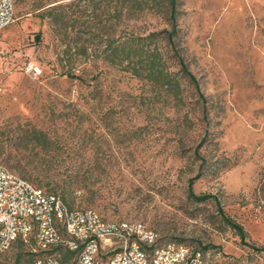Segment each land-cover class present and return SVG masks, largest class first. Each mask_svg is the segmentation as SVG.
Returning <instances> with one entry per match:
<instances>
[{
	"label": "rangeland",
	"instance_id": "1",
	"mask_svg": "<svg viewBox=\"0 0 264 264\" xmlns=\"http://www.w3.org/2000/svg\"><path fill=\"white\" fill-rule=\"evenodd\" d=\"M176 2L172 45L152 6L15 0V22L0 31V167L71 210L198 249L205 264H264L251 248L264 245V0ZM136 38L157 50L155 68L178 94L150 77L146 54L111 56ZM46 255L61 251L17 243L0 264Z\"/></svg>",
	"mask_w": 264,
	"mask_h": 264
},
{
	"label": "built area",
	"instance_id": "2",
	"mask_svg": "<svg viewBox=\"0 0 264 264\" xmlns=\"http://www.w3.org/2000/svg\"><path fill=\"white\" fill-rule=\"evenodd\" d=\"M14 22L15 0H0V31ZM31 241L40 252L58 248L67 258L46 255L29 264H205L203 253L187 244H162L142 224L105 221L92 209L71 210L58 195L0 167V255Z\"/></svg>",
	"mask_w": 264,
	"mask_h": 264
},
{
	"label": "trees",
	"instance_id": "3",
	"mask_svg": "<svg viewBox=\"0 0 264 264\" xmlns=\"http://www.w3.org/2000/svg\"><path fill=\"white\" fill-rule=\"evenodd\" d=\"M123 3H128L130 5V8L132 7H139L142 6H152V8H155L156 11L161 14L165 15L168 18L169 24L171 26V30L168 31L166 34L167 42L173 44V37L176 35L178 28H176V14H177V2L176 0H122ZM151 4V5H149ZM159 36V33H151L146 37L145 39L150 38H157ZM144 41L142 38H136L130 42V44L125 45L126 43H120L115 45L114 47H111L110 54L115 59L118 58L120 62L124 60H129L132 57L133 58H142L143 55L146 54L147 57H151V61L149 62L150 67V77L156 81L159 82L161 85H166L169 88H172V90L175 92L174 94H178L180 92V85L179 82L173 81L170 79L167 75L163 74V72L157 68H155L156 61L158 59L159 53L157 50H152L151 53L145 51L143 48L144 46L141 44V42ZM122 44V45H121ZM174 48V46H173ZM175 51V49H174ZM175 55H177V51L174 52ZM178 65L180 67V70L183 74L186 75L189 81H192L195 83L194 78L189 73L187 68L185 67L182 60L178 57ZM197 86V84H195ZM201 97V95H200ZM205 163L204 160L201 159V166ZM192 198L204 202L209 199L215 200V198L212 195H202L199 197H196L192 193L190 194ZM218 213L220 214V220L222 224L225 226V228L230 229L233 231L242 241L244 244L245 239V233L238 223H236L234 220H232L230 217L226 216L221 208L218 207ZM173 242V241H170ZM20 245H23L20 242H17ZM16 243V244H17ZM252 250H254L257 253H264V245L261 247H255L251 246ZM198 250V249H197ZM62 260L66 259L67 256L61 255ZM32 262V261H31Z\"/></svg>",
	"mask_w": 264,
	"mask_h": 264
}]
</instances>
